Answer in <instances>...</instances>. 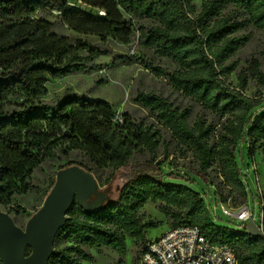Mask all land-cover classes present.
I'll list each match as a JSON object with an SVG mask.
<instances>
[{
    "label": "trees",
    "instance_id": "obj_1",
    "mask_svg": "<svg viewBox=\"0 0 264 264\" xmlns=\"http://www.w3.org/2000/svg\"><path fill=\"white\" fill-rule=\"evenodd\" d=\"M79 1L105 14L93 15L70 5V0H0V205H8L16 193L29 191L33 170L59 144L66 152L77 149L86 157L60 169L79 165L93 173L107 167L120 169L137 144L145 145L153 156L128 179L118 198L106 199L95 213L73 204L56 236L49 264L95 261L89 249L103 247L116 250L123 262L127 237L134 239L135 260L140 262L150 240L147 229L157 226L140 213L149 201L159 203V209L172 219L171 227L196 226L213 243L232 246L239 264H264V233L250 234L246 223L241 229L215 221L202 192L169 179L174 177L166 175L162 162H156L157 131L136 123L129 114L123 115L122 124L116 123L117 110L104 99L75 93L56 100L45 97L51 80L101 68L90 64L101 50L58 34L56 23L43 15L56 10L71 30L98 35L104 41L111 37L129 43L137 29L142 45L172 59L178 65L175 70L154 62L146 65L219 115L220 128L203 120L190 126L188 109L154 92L138 91L135 101L192 148L200 177L210 180V169L216 168L218 181L208 182L215 186L214 200L228 203L232 197L233 207H238L248 199L238 151L246 148L251 159L261 152L264 160V98L246 94L245 78L239 88L226 79L236 68L229 60L250 40L239 33L250 27L264 33V0H206L198 13L195 0ZM250 70L264 85L257 59ZM261 204L264 222V194Z\"/></svg>",
    "mask_w": 264,
    "mask_h": 264
},
{
    "label": "rangeland",
    "instance_id": "obj_2",
    "mask_svg": "<svg viewBox=\"0 0 264 264\" xmlns=\"http://www.w3.org/2000/svg\"><path fill=\"white\" fill-rule=\"evenodd\" d=\"M70 1L93 15L101 14L98 9L90 8L79 0ZM205 1L195 0L196 13L200 11ZM43 15L56 23L55 30L58 34L70 36L75 41L90 43L101 50L100 55L90 61L91 65H97L101 68L51 80L47 84L48 93L45 97L48 100H56L65 94L75 93L95 99H104L110 102L122 115L129 114L136 123L144 124L152 131H157L156 162L163 163L166 175L174 177H169L172 181L189 183L196 190L202 192L207 204L213 210L215 205L212 204V198L215 196V186L208 182L218 181L216 168L210 169V180L200 177L198 175L200 172L199 160L192 148L179 142L172 130L159 122L152 111L135 101L138 91L154 92L166 97L176 107L188 109L190 126H194L198 120H203L207 124L212 123L220 128L222 119L219 115L204 108L193 97L176 89L165 76L153 72L147 68L146 64L147 62H154L169 70L177 69L178 65L172 59L162 58L154 49L142 45L137 29L134 30L129 43H123L111 37L104 41L98 35L80 34L71 30L60 21L61 13L56 10L44 12ZM239 34L249 35L250 40L229 60V63L236 64V68L226 80L232 86L239 88L240 83L245 78L248 83L245 90L246 94L258 99L264 98V85L252 75L250 70L252 60L257 59L264 74V33L256 27H250ZM64 148V145L59 144L51 149L50 155L42 161L39 167L33 170L28 179L30 189L27 193H16L8 205H0L1 210L10 211L19 226L25 227L30 215L41 207L50 183L54 178L56 179L60 167L72 162L85 161L84 153L77 149L66 152ZM237 155L238 162L244 172L243 178L247 183V204L253 214V219L248 220L246 224L254 222L261 226L263 223L262 231L264 233L261 204V195L264 194L263 155L258 152L256 157L251 159L246 148L239 150ZM152 156L151 151L145 145L137 144L133 148L127 164L120 169L115 170L112 167H107L94 172L100 183V190L107 193L109 200L118 198L128 179ZM182 176L191 179V181L181 178ZM222 190L224 193L227 192L226 189L222 188ZM228 205H236L234 198L231 197L228 200ZM17 206L24 207L26 211L19 210ZM217 210L218 217L212 214L215 221L243 229L241 221L234 217L225 216L220 206ZM140 213L144 216L145 221L152 220L157 223L156 227L147 229L149 239L162 235L172 226V219L159 209L158 202H147ZM126 243L127 251L122 258L123 262H120L119 253L112 248L103 247L100 250L90 248L89 252L98 264H140L139 260H135L137 245L134 239L127 237Z\"/></svg>",
    "mask_w": 264,
    "mask_h": 264
},
{
    "label": "water",
    "instance_id": "obj_3",
    "mask_svg": "<svg viewBox=\"0 0 264 264\" xmlns=\"http://www.w3.org/2000/svg\"><path fill=\"white\" fill-rule=\"evenodd\" d=\"M108 198L106 192L100 190L93 172L79 165L60 169L54 186L25 227L19 226L10 213L0 209L2 264H49L56 236L67 222L73 204L77 202L85 211L95 213ZM247 232L262 234L254 222L247 223Z\"/></svg>",
    "mask_w": 264,
    "mask_h": 264
},
{
    "label": "built area",
    "instance_id": "obj_4",
    "mask_svg": "<svg viewBox=\"0 0 264 264\" xmlns=\"http://www.w3.org/2000/svg\"><path fill=\"white\" fill-rule=\"evenodd\" d=\"M70 5L78 6L72 2ZM100 13L105 14L103 11ZM115 122L123 123V115L119 111L116 113ZM255 170L257 171L256 166ZM212 204L215 206L213 210L210 208L211 214H215L216 217L219 216L217 209L220 206L225 216L234 217L242 223L253 219L252 210L247 202L233 207L212 198ZM259 227L262 231L263 223ZM86 264L98 263L91 261ZM140 264H239V262L232 246L213 243L198 227L183 224L169 227L162 235L151 238L142 251Z\"/></svg>",
    "mask_w": 264,
    "mask_h": 264
},
{
    "label": "crops",
    "instance_id": "obj_5",
    "mask_svg": "<svg viewBox=\"0 0 264 264\" xmlns=\"http://www.w3.org/2000/svg\"><path fill=\"white\" fill-rule=\"evenodd\" d=\"M248 171V170H247ZM260 226V225H259Z\"/></svg>",
    "mask_w": 264,
    "mask_h": 264
}]
</instances>
